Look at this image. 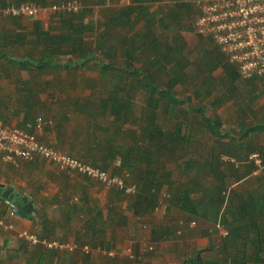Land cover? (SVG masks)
Segmentation results:
<instances>
[{"label":"trees","instance_id":"1","mask_svg":"<svg viewBox=\"0 0 264 264\" xmlns=\"http://www.w3.org/2000/svg\"><path fill=\"white\" fill-rule=\"evenodd\" d=\"M64 1L69 0H0V5L29 2L48 8ZM77 1L78 11L54 12L47 27L37 17H29L32 29L24 24V16L3 17L2 21L14 28L3 33L0 58L30 73L66 69L76 76L81 68L89 66L96 67L102 77H113L111 83L109 79L89 80L91 93L73 98L72 112L78 116L73 134L83 143L77 157L136 184V194L112 190L119 199L131 198V207L139 217L153 213L165 202L166 209L176 208L185 214L184 231L197 219L224 227L227 235L221 238L224 249H220V257L214 254L215 244L211 241L205 248H193L190 256L178 264H264V190L250 186L258 178L252 176L253 163H246L252 152H264V144L258 145L253 139V135L264 132V119L251 125L246 121L248 113L256 115L252 107L260 97L253 93L259 90L253 80L256 78L246 81L248 87H257L240 89L236 66L210 35L198 33L207 40L202 43V54L195 59L188 55L181 31L200 15L198 0H170L168 4H162L166 0H126L123 4L121 0ZM96 6L99 15L94 18ZM19 54L23 57H17ZM218 68L224 73L222 87L226 91L215 101L221 105L233 98L238 104L240 124L236 128L208 115L204 105L193 104L190 96L184 98L175 89L182 85L187 91V86L198 78L210 94L221 83L213 74ZM107 83L111 84L109 88ZM34 88H25L19 102L23 107L11 108L0 101L4 123L12 124L17 119V126L22 127L27 122L35 123L40 112L45 115ZM142 92L148 108L140 118L135 115L134 104ZM245 92L251 94L250 98L244 97ZM246 100L250 102L248 108ZM189 111L201 119L196 116L189 124ZM164 117L175 123L164 126ZM49 120L44 116V131ZM69 120L59 121L58 130H67ZM232 158L242 164L237 166ZM171 163L182 170L185 180L173 179ZM234 182L239 185L232 186ZM165 187L168 195L163 200ZM111 207V213L118 216L116 207ZM6 208L7 204L3 211L0 209V217L6 214ZM121 218L126 224V217ZM112 220L113 225L117 223ZM90 225H97V220ZM172 230L169 226L153 229V240L170 238ZM203 252L210 256L205 258ZM46 256L53 258L54 254Z\"/></svg>","mask_w":264,"mask_h":264},{"label":"crops","instance_id":"2","mask_svg":"<svg viewBox=\"0 0 264 264\" xmlns=\"http://www.w3.org/2000/svg\"><path fill=\"white\" fill-rule=\"evenodd\" d=\"M37 18L42 19L40 14ZM47 21L48 19L44 20L45 27L48 25ZM24 24L29 29L33 28V21L29 17H24ZM9 28L14 27L0 20V47L4 45L3 33ZM9 56L12 57V55ZM17 57L22 58L23 54H19ZM73 76V73L66 69L51 72L34 70L30 73L9 65L4 57L0 58L1 103L4 106L9 105L11 108L23 107L19 102L20 98L23 99L25 88L35 87L34 91L38 92L36 99L41 108L44 107L46 110L48 107L51 111L44 112L50 120L47 129L38 134L39 138L44 142H50L72 156H79V150L83 149V143L73 134L74 126H78L76 120L78 116L72 112V101L74 95L84 92L86 88L72 84ZM39 77L41 78L39 79ZM55 77L56 82L54 81ZM262 79L253 80L264 86ZM19 91L23 93L19 95L17 93ZM46 91L52 95L57 92H63L65 95L53 100L42 96L41 92ZM262 96H264V88L260 90L259 99ZM258 100L252 107L256 111V107L260 105L261 111H256V115L247 114L246 121L250 125L254 121L264 119V100H262L263 102ZM244 104L248 108L250 102L246 101ZM230 106L234 108V112L239 108L235 101H232ZM66 111H69L66 118L70 120L65 125L67 130L60 131L57 124L59 121H66V118H63ZM239 118L237 111L233 121L223 122L224 124L228 122L229 124L226 125L236 128L240 124ZM9 125L17 126V119H13V123ZM259 137L262 139L260 138V142L256 143L264 144V132L253 135V139L256 141V138L259 139ZM255 152L261 154L263 168L259 169L251 158L246 163L254 165L251 171L252 176L262 178L264 152L260 150ZM223 156H226L225 160L228 159L227 155ZM232 162H235L237 166L242 164L233 158ZM119 164L120 159H117L116 165ZM238 185V182H235L232 186L237 187ZM250 186L256 188L260 186L264 190V183L260 181L250 183ZM123 202L125 203L126 199H119L112 187L77 172L69 173L44 158L20 160L19 164L4 162L0 159L1 211L7 204L6 214L0 217V221L4 222V225H0V264H111L113 260H116V264H120L121 255L126 254V250L131 248L128 242H132L130 236L119 231L121 224H124L121 222V217H124L125 212ZM111 206L116 207L118 216L111 213ZM12 209L15 214L11 215ZM112 219L117 223L113 225ZM95 220H97V225H90ZM24 230L36 234L40 241L32 244L21 238L20 232ZM224 233L223 235L221 233L222 236L219 234L214 238L205 232L200 235V238L207 237L209 244L206 246L213 241L215 244L214 254L217 257L222 255L220 249L222 247L224 249L221 238L227 232ZM51 244H55V246H51ZM47 253H53V258L47 257ZM261 254L264 258V248ZM202 255L205 258L210 256L208 252H203Z\"/></svg>","mask_w":264,"mask_h":264},{"label":"built area","instance_id":"3","mask_svg":"<svg viewBox=\"0 0 264 264\" xmlns=\"http://www.w3.org/2000/svg\"><path fill=\"white\" fill-rule=\"evenodd\" d=\"M197 2L201 13L194 22L195 31L212 37L215 44L226 54L229 62L236 66L241 79L264 78V0H198ZM79 9L80 4L77 0L52 4L48 8L22 2L19 5H0V18L37 17L42 11L76 12ZM44 122L43 114L37 115L35 123L27 122L22 127L6 124L0 119V159L19 164L20 160L41 157L69 173L77 172L97 179L108 187L122 190L127 194L138 192L137 185L126 182L123 177L42 141L38 134L44 131ZM250 158L256 162L259 169L263 168V158L259 152L251 154ZM10 214H15L14 209ZM195 224L196 220H193L190 225ZM0 225H4V222L0 221ZM224 232L226 230L223 229L222 235ZM20 237L32 244L40 241L36 234L25 230L20 232Z\"/></svg>","mask_w":264,"mask_h":264},{"label":"rangeland","instance_id":"4","mask_svg":"<svg viewBox=\"0 0 264 264\" xmlns=\"http://www.w3.org/2000/svg\"><path fill=\"white\" fill-rule=\"evenodd\" d=\"M121 2L123 4L126 2V0H121ZM168 3H170V0H166L162 4H168ZM157 6L158 4L153 6V9H155ZM94 11H95L94 18H97L99 15L98 6L95 7ZM52 14L53 13L50 12L46 13L45 11H42L41 18L47 20L52 16ZM0 20H3V17H1ZM181 32H182L181 36L186 40V45H187L186 51L188 55H190L192 59H195L198 55L202 54V47H203L202 45L205 44L207 40L201 37L195 31L194 23L189 25L186 29H184ZM196 72H198V70H196ZM213 74L215 75L218 82L221 83L213 87L210 94L208 93L206 87H204L201 84L200 82L201 80L198 78L195 83H190L187 86L188 88L187 91H185V88H182V85L176 86L175 89L177 92L179 91L178 94L179 95L182 94L184 98L190 96L191 97L190 101L193 104L197 106L204 105L207 109L208 115L214 118H220V120L222 121H228V122L233 121L234 116H236V112L238 111V109H235L234 112V108L230 106V103L234 101V99L227 98L228 100L222 101L221 105H217L219 103L215 101L217 97L221 95L222 92L226 91V88L222 87V75L224 73L222 72L221 68H218L213 72ZM104 77L100 75V72L96 67L89 68V66H87L81 68L80 71L77 73V75L72 77V84H80L82 87H86V90L84 92L78 93V96H86L90 94L92 91V88L87 86V84L91 82L89 80L96 79L97 81H102V79L104 80L109 79V83L114 81V78L111 76L104 75ZM54 81L56 82V77ZM109 83H107L108 88L111 85ZM238 86L240 89H244L246 91H247L246 88L254 89L257 86L259 90L264 88L262 84H258L257 86L252 85V87H248L247 81L241 80L240 78H239ZM196 90L200 92L199 95H196ZM256 90H253V92H257V91L259 92V90L257 91ZM48 92L49 91L41 92V94L44 98L45 97L51 98L53 100L55 98H60L65 95L63 92L61 93L57 92L53 95L52 93L50 92L48 93ZM248 93L249 92H245L244 95V97L247 99L250 98L251 96V94ZM144 100H146L145 94L142 92L134 104L135 115L140 118L142 112H144V110L148 108L147 103ZM262 100H264V96H262L258 101L263 102ZM48 109L49 108L47 107L46 111H48ZM256 111L258 112L261 111L260 105L256 107ZM40 113L43 114L42 112ZM187 116L189 117V121H190L189 124L195 122L196 116L198 117V119L200 117L198 114L193 113L192 111H189L186 114V117ZM182 117L185 118L183 114L181 118ZM228 122L226 124H229ZM162 123L164 124V126L169 127L170 125L174 124L175 121H169L167 118L164 117ZM260 138L261 137H259V139L256 138L257 139L256 142L259 143ZM169 167L173 171L172 174L173 179L184 178L183 175L181 176L182 170L175 167L173 163L169 164ZM261 172H264V169ZM262 176L264 177V173L262 174ZM263 177L258 178L256 181L262 180ZM185 179L186 178H184V180ZM167 193H168V188L165 187V190L162 194L163 200L165 196L167 197L168 195ZM130 199L131 198L126 197V202L125 203L123 202L124 203L123 205L125 206L124 216L126 217V224H121V229L119 231H123L125 235L130 236L131 237L130 240H132V242H128L131 248L126 250V254L123 253L121 255L122 262L120 261V264L122 263L146 264L149 262L152 264H178L183 258L190 256L189 254L192 253L193 248L195 247L201 248L209 244V242H207L206 239L207 237L200 238L201 237L200 235L202 233L207 232L211 238H214V236H217L219 234H220L219 236H222L221 232L224 229L222 225H220L219 223L205 222L203 220H198V219L196 220V224L191 225L188 230L185 231L182 230L181 229L182 225L186 221L185 214L176 208H172L170 210L166 209L167 203L165 202L161 203V205L155 211H153V213L150 212L147 215H143L139 217L134 213L135 208L131 207L133 205V202H131ZM159 226H169L170 229H173L171 231L170 238L161 241L153 240V229L158 228ZM136 252H138L139 254L137 255L138 256L137 258L135 256ZM85 255L87 256V254ZM128 255H132L134 257H129ZM116 263H117L116 260H113V262H111V264H116Z\"/></svg>","mask_w":264,"mask_h":264}]
</instances>
